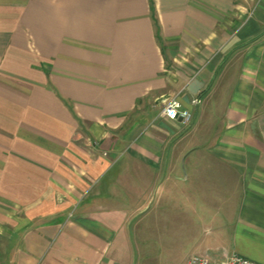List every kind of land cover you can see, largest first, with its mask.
Instances as JSON below:
<instances>
[{
	"label": "crops",
	"instance_id": "obj_1",
	"mask_svg": "<svg viewBox=\"0 0 264 264\" xmlns=\"http://www.w3.org/2000/svg\"><path fill=\"white\" fill-rule=\"evenodd\" d=\"M153 6L0 0V264H138L153 208L264 264V0Z\"/></svg>",
	"mask_w": 264,
	"mask_h": 264
},
{
	"label": "rangeland",
	"instance_id": "obj_2",
	"mask_svg": "<svg viewBox=\"0 0 264 264\" xmlns=\"http://www.w3.org/2000/svg\"><path fill=\"white\" fill-rule=\"evenodd\" d=\"M162 99L163 97L155 102L159 110H161ZM192 155L195 154L193 153ZM210 198L215 200L216 207L223 206L224 201L220 202L222 201L221 198L214 199V197L199 196L200 216H203L201 212L203 207H205L202 203H206V200ZM140 200H143V198L140 197ZM204 213L206 216L209 215L207 211ZM177 214L179 213L172 211L169 219L164 220L161 218L160 220L158 210L153 208L145 217V222L148 224L147 230H149L147 231V242L143 240L141 229L138 230V228H135L136 259L138 264H182L184 262L185 256L188 254L191 245L185 243L184 239H182V229L179 228L178 221L176 222ZM203 222L204 221L200 220V240H203V238L208 235V229ZM161 233L163 236L162 242L159 241ZM217 254L218 253L213 252L207 255L216 257Z\"/></svg>",
	"mask_w": 264,
	"mask_h": 264
},
{
	"label": "built area",
	"instance_id": "obj_3",
	"mask_svg": "<svg viewBox=\"0 0 264 264\" xmlns=\"http://www.w3.org/2000/svg\"><path fill=\"white\" fill-rule=\"evenodd\" d=\"M200 99H193V104H199ZM161 113L170 120L182 119L184 122H191L192 112L183 106L176 96H166L161 102ZM184 264H262L250 258L233 253L224 258L210 257L206 254H192Z\"/></svg>",
	"mask_w": 264,
	"mask_h": 264
},
{
	"label": "trees",
	"instance_id": "obj_4",
	"mask_svg": "<svg viewBox=\"0 0 264 264\" xmlns=\"http://www.w3.org/2000/svg\"><path fill=\"white\" fill-rule=\"evenodd\" d=\"M151 2H152V12H153L154 11L153 0H151Z\"/></svg>",
	"mask_w": 264,
	"mask_h": 264
}]
</instances>
